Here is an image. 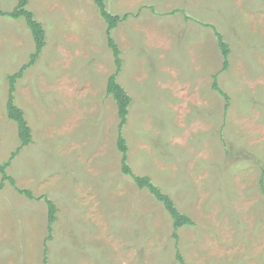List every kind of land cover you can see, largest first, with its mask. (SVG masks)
<instances>
[{
  "label": "rangeland",
  "instance_id": "374dc122",
  "mask_svg": "<svg viewBox=\"0 0 264 264\" xmlns=\"http://www.w3.org/2000/svg\"><path fill=\"white\" fill-rule=\"evenodd\" d=\"M127 16L112 31L118 83L131 97L129 166L188 215L173 237L162 203L122 173L120 119L108 96L115 59L92 0H30L46 32L15 84L32 129L7 173L57 208L0 190V264H264V0H105ZM18 0H0V12ZM231 48L229 68L214 28ZM36 50L24 19L0 16V166L21 142L9 77ZM219 87L229 103L213 88ZM2 174L0 172V183Z\"/></svg>",
  "mask_w": 264,
  "mask_h": 264
},
{
  "label": "trees",
  "instance_id": "16d2710c",
  "mask_svg": "<svg viewBox=\"0 0 264 264\" xmlns=\"http://www.w3.org/2000/svg\"><path fill=\"white\" fill-rule=\"evenodd\" d=\"M92 1L96 5L100 16L103 18V20L107 25L106 34L108 37V43H109V47L113 52V56L115 59L116 71L108 79L107 94L108 96H111L115 100L118 108V116L120 119V124H119V136L117 140V145L119 151L122 154V159H121L122 173L126 176L131 177L135 182V184L138 185L137 186L138 188H140L141 190H147L157 201L162 203L165 210L170 214L173 220V229H174L173 237L175 239H179V230L184 227H193L195 224L194 221L188 215L181 213L179 209L176 207L173 199L168 194L163 192L159 187H157V185L152 182V179L149 176H138L133 173L132 168L129 166V155H128L129 148L123 135V128L127 123V118L129 115V106L131 104V97L117 81V77L122 70L121 50L119 49V46L111 36L112 31H114L122 21H125L127 16L122 17L119 15L111 14L109 11H107V5L105 3V0H92ZM29 2L30 0H18L17 6L12 11L0 12V16L2 17H7L14 20L24 19L28 28L32 33L36 46L35 52L30 55L29 63L25 64L17 73L9 77L10 92L7 102V114H8V118L17 125L18 136L21 144L18 147V149L11 154L9 160L0 166V172L2 174L0 190L3 189L8 183L11 186L15 187L19 194L25 195L30 199H34V200L44 199L45 203L47 204V213H48L47 214L48 236L45 240V242L47 243L53 240L54 225L57 221V214H58V208L56 204L47 197H34L31 191L19 189L16 185L15 179L7 173V169L10 167L13 160L20 154L22 149L27 147L33 142L32 129L29 126V123L25 117V113L15 103V96H14L15 84L18 79L23 77L24 72L29 67L33 66L36 63L37 59L41 55L43 48L46 45L47 31H45L43 25L35 19L34 14L28 9ZM214 30H215L214 31L215 35L217 37L218 46L224 58L222 70L226 71L228 70L230 64L229 57L231 55V48L229 44L225 41L223 35L219 33L216 28H214ZM213 88L226 99L228 104L229 97L219 87L217 75L214 76ZM260 182H261L262 190L264 192V171L262 172V177ZM178 260L181 262V264H184V261L182 260L180 255H178ZM44 264H47L46 257L44 259Z\"/></svg>",
  "mask_w": 264,
  "mask_h": 264
}]
</instances>
